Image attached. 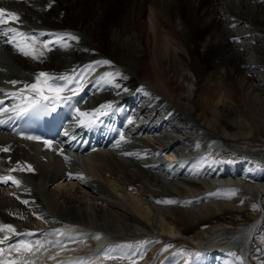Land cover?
I'll return each mask as SVG.
<instances>
[{
    "label": "bare ground",
    "instance_id": "1",
    "mask_svg": "<svg viewBox=\"0 0 264 264\" xmlns=\"http://www.w3.org/2000/svg\"><path fill=\"white\" fill-rule=\"evenodd\" d=\"M125 1V6L117 8L119 0H0V7L16 12L20 16V22L16 24L10 22L7 27L17 28L23 33L33 31L34 35L28 36L37 37L35 47L38 51L43 49L44 54L39 58L26 57L18 50L17 41H12V36H3L1 43L6 48L7 55L22 67L31 69L36 74L47 73L54 78L63 75L55 71H66L77 66L81 60H89L99 54L106 55L115 64H119L120 66L108 69L109 71L105 73H119L124 79L115 80L112 78L113 75H97L99 77H95L98 80L93 77L91 87L95 90V94L104 97L103 99L110 98L118 101L119 107L123 106L125 110H129L128 115L139 111L141 113L139 117L142 120L145 117L149 120V123L128 121V125L124 128L137 129L141 132L139 138L143 139L142 142L147 141L145 146L140 145V150L126 149L125 152H131L137 156L136 163L140 166L141 172L144 171L154 181L156 175L152 172H156L166 182H170L173 188L165 189L163 186L161 189H156L146 186L141 189L137 187L138 178L136 177L140 174L136 177L129 176L127 166L122 162L118 163L121 169L115 168V165L108 168L105 172H108L106 182L101 183L78 169L80 166L77 165V158L85 157L84 165L92 170L115 161L114 157L105 152L96 157L93 156L97 152L79 155L73 161L65 160V150L62 147H59L62 152L59 154L56 149H44L40 142L13 138L7 133H0L3 135L0 143L9 145L13 149V152L0 151V224L5 222L11 225L12 223L16 232L36 230L40 234V238L34 243H25L31 246L30 252L16 251L18 257L30 255L34 260L33 264H40L42 259L43 264H49L51 261H53L52 264L63 262L98 264L96 261L101 257L99 252L100 256L97 258L99 247L103 248L105 254H114L109 257L111 261L114 262L117 259L116 256L122 255L125 258L124 262L128 264L134 255L132 250L135 249V247L130 249V245L136 241L139 244L147 237L153 238L155 236L153 233L157 229L170 238L186 236L179 228L178 220L168 215L172 204L163 202L177 201L185 195L184 188L178 187L177 182L161 172L167 167L165 158L170 161L171 166L176 167V173L172 175L175 178L183 174L200 177L201 180L198 178L191 181L198 187L196 196L202 195L204 193L202 189L210 187L212 183L216 186L235 185L254 196L259 206L262 203L261 210L250 221L240 224L220 221L206 228L205 234L208 238L196 239L202 251V256L196 264H232L230 257L233 252H237L242 257L240 264H255L251 259L255 250L253 239L258 229L264 226V149L256 153L258 154L256 158L260 157L263 164L256 168L251 165L254 163L252 160L248 161V164L246 162V164H240L239 161L225 158L219 159L216 164L208 162L202 164L197 161L198 153H204L202 150L198 152L200 144L208 138L217 137L225 141L229 137L237 138L240 134L256 137V134L262 128L264 129V108L260 106V104L264 105V83L257 84V87L254 84L246 86L247 88L236 84L241 78H250V74L247 75L249 71L244 72L245 66L250 69L254 67L250 72L255 73L256 65L244 59L247 53L232 49L228 43L230 40L227 41L225 38L227 34L224 33L225 27L229 24L232 26L227 28L234 29L242 23H251L249 24L251 31L254 25L257 30L259 29V35L260 29L264 31V3L261 4L260 0V4L252 3L251 5L249 0H239L238 6L236 5L238 0ZM202 3H211L212 6H207V10L211 13L203 11L205 7L200 8ZM49 4L56 8L55 12L47 10L51 8ZM114 9H118V17H109L110 21L107 22L108 13ZM197 26H201L200 31ZM239 30H242L243 34L250 35L248 29V31ZM195 32L198 33V37L192 36ZM227 32L231 34L230 30ZM65 34L78 36L79 39L70 40ZM43 36H46V39L41 41ZM60 36H64L68 47H63L62 43L57 41V37ZM254 37L251 41L255 39ZM248 38L250 40V36ZM255 40V43L261 42V44L253 45L251 41L247 43L243 40L238 49L241 46L246 49L248 46L250 48L248 52L253 50L251 52L253 55L264 53V36ZM44 44L48 47L45 48ZM198 44L203 46L202 55L209 57L210 65L215 68L219 66L218 69H222V72L218 73V79L212 82L205 76L206 79L201 82L198 69L195 68ZM176 59H179L177 61L179 63H177V69L175 68V71L171 73L174 75L172 76L168 72L170 69L174 70V65L171 63ZM144 67L148 71H146L147 74L142 71ZM190 72L192 77L191 75L189 77ZM127 76L131 78L126 80ZM13 77L21 78V76ZM176 77L180 79L179 85H186L189 97L187 102H180L181 104L178 103V105L175 101L180 99L176 98L170 86L171 79L174 80ZM139 81L149 87L136 88ZM221 81L227 85L225 86L222 82L224 86L219 89L217 86ZM250 87L251 90L248 89ZM202 90L210 92L209 95L212 97L215 95L216 100L208 101L210 96ZM219 90L222 91L219 92ZM225 96L230 101L239 102L244 108L243 110L239 107V114L233 115L234 118L228 120L229 123L238 127L233 132L219 123L223 111L220 106L227 105L224 101L222 103V97ZM258 96H261V101H258ZM88 105L91 106L90 103ZM208 111L212 113L211 116L208 115ZM152 113H156L160 118H152ZM147 127H150V130ZM162 135L165 136L161 138ZM217 148L220 149L218 146ZM0 149L3 148L0 147ZM186 156L191 159V162L188 163L186 159H183ZM65 161L73 164L70 173L67 172L66 167L61 168L62 165L65 166ZM50 162L54 163L55 169L49 170ZM27 165H31L33 170H27ZM37 170L45 171L39 173L43 177L41 189L28 181L26 183L22 177L28 172L30 176L38 175ZM119 171H122V175ZM245 175L250 178L248 179ZM8 176L14 177L20 183L16 184L13 180L5 181L3 178ZM66 179L73 181L70 182L72 185L70 188L62 186V182ZM238 205L237 198L215 199L200 207H189L185 213L190 218L196 219L199 216L220 214L225 206L237 208ZM55 230L57 233L65 230V234L62 237L55 234L53 238L64 240V237H69L71 240L56 247L48 244L46 234ZM101 233L105 236L96 244L94 235ZM6 235L11 236L13 233L6 230L0 231V239H4ZM16 244L20 243H13L11 246ZM11 246L6 248L7 253H10ZM62 248H65L64 251ZM130 250L132 252H129ZM7 258H12V255ZM133 264H147V262L140 261Z\"/></svg>",
    "mask_w": 264,
    "mask_h": 264
},
{
    "label": "rangeland",
    "instance_id": "2",
    "mask_svg": "<svg viewBox=\"0 0 264 264\" xmlns=\"http://www.w3.org/2000/svg\"><path fill=\"white\" fill-rule=\"evenodd\" d=\"M250 1H253V0H249V3L251 5L264 3L263 0H261V2H260V0H257V1L254 0V2H250ZM125 2H126L125 0L123 2H121V0H119V2L116 5L117 8L118 7L122 8V5L125 6V4H124ZM239 4L240 3L238 0L236 5L239 6ZM49 5H51V4H49ZM199 6L200 5H198V7ZM207 6H212V5H211V3H208V4L202 3L200 8L204 9L203 7H205L206 9H204L203 11H207V12L211 13L210 10L209 11L207 10ZM200 8H199V10H200ZM47 10L55 12L56 8H54L51 5V8H47ZM117 10L118 9H114L110 13H108L107 18H106L107 22H109L110 18L113 16L118 17ZM230 19L233 20L232 18H230ZM178 20H180V19L178 18ZM227 20H228V18H227ZM231 20H230V22H231ZM244 24L245 23H242L241 26H238L239 28L236 27L238 29H236V28L233 29V27L231 29L230 28L228 29L227 27L232 26L231 24H229V26L225 27V29H224L225 35L227 34L225 36V38L227 39V41L230 40L228 43H230L232 49H234V50L237 49V51H239V52L242 51V52L247 53L245 55L246 58H244V59H248L247 61L256 65V67H255L256 72L255 73L250 72V70H252V68H254V67H252L250 69L249 67L245 66L246 68L244 67V69H246V71H244V72L247 73L249 71L247 73V75H249V74L251 75L252 73L253 74L251 76L249 75V77H250L249 79L241 78V80L240 79L237 80L238 82H236V84L238 86H243L244 88H247L253 84L257 87V84L264 83V70H263L264 69V53H257L258 55L257 54L253 55V53H251V52H253V50L252 51L249 50V52L251 53V54H249L248 49H250V48L248 46L246 49L244 46H241L239 48L240 50L238 49V47H239V44L241 42H243V40H245L247 43H250L251 38H253L256 35L257 36L260 35V36L254 37L255 39H259V38H261V36L263 37L264 31H261V29H260V31H259L260 33L258 35L259 29L257 30V28L254 27L253 24H252L253 26L251 25L253 27V31H254V29H256L257 31L256 30L254 32L251 31L252 29L249 25L251 23H246L247 25L246 24L244 25ZM226 28H227V30H226ZM197 29H198V31H200L201 26H197ZM239 29H244L246 31L249 30L250 35H249V33L243 34L242 30L240 31ZM229 30H230L231 34L229 32H227ZM237 30H239L240 32ZM233 32H235L236 35ZM239 35H240V37H239ZM241 35H243V37ZM248 35L250 36V40L248 38L249 37ZM192 36L198 37V33L195 32V34L193 33ZM229 37H231V38H229ZM244 37H246V38H244ZM236 38L239 41L241 39L242 40L240 42H238L236 40ZM238 38H240V39H238ZM255 39H252V41H251V43H253V45L256 42ZM235 40H236V43H235ZM191 41L193 42V40H191ZM232 41H233V43H232ZM255 44H261V42L255 43ZM196 48H197V51H196L195 55L197 56L196 60L198 61V63H196L197 61L195 62V68L198 69V75H199L200 81L204 82V80L206 78H209V81L211 80V82L216 78L218 79V73L222 72V69L221 68L218 69L219 66H217V68H215L214 66L210 65L209 57L202 55V52L204 51L203 46H199V44H198V47H196ZM263 50H264V48H263ZM247 55L249 57H247ZM26 57L31 59V56H26ZM105 60L110 61L111 63H109V64L100 63L98 65L95 64V62H98V61L102 62ZM177 61H179V59H176L175 61L172 60L171 64L174 65V70L170 69V71L168 72L172 76H174V75L171 73H173V71H175V68L177 69V67H176V66H178L177 63H179ZM88 65H95V67L93 69L89 70L86 67ZM117 66H120V65L117 63L115 64V62H113L111 59H109L106 55L99 54L98 56L90 58L89 60L88 59L87 60H85V59L81 60L77 66L75 65L74 67L67 69L66 71L59 70V71H55V72L58 74L68 75L70 73L75 74L78 72H86L87 71L89 74L96 75V77H99L97 75L105 74V72L109 71L108 70L109 68L114 69ZM144 68L142 70L143 73H145L147 71L146 68L145 69ZM187 68H188V66H187ZM189 70L190 69H188V71ZM261 71L263 73H260ZM147 72L145 74H147ZM19 73H21V75ZM190 73L191 74H189V77H190V75L192 77V72H190ZM37 75L38 74L33 72V70L28 69V68H24L19 63L14 61V59H11V57L9 55H7V53L5 52V49L0 47V81L1 82L5 81V80L12 81L13 79H16L13 76H21L20 79H32L33 77L36 78ZM84 75H86V73ZM112 75H113L112 78H114L115 80H119L120 78H123V76H121V75H116V74H112ZM175 75H176V72H175ZM9 76H11L10 78H12V79L8 78ZM204 76L206 78H204ZM201 77H203V78L201 79ZM211 77H212V79H211ZM52 78H54V77H52ZM130 78H131L130 76H127L126 80H128ZM256 78H258V79H256ZM176 79H177V77H176ZM176 79L175 78H174V80H173V78L171 79L170 86H171V90L173 91L174 95L177 96L176 98L179 97L178 99H180V101H175V104L178 105V103L181 104L180 102H184V101L187 102L189 97L187 95L188 90H186L187 89L186 85L185 84L179 85L180 79L179 80L177 79V81H176ZM96 80H98V79L96 78ZM222 82L224 83L225 86L227 85L224 81H221V82H219V84L217 86L219 89H220V87L224 86ZM145 85L146 84L139 81L137 88L149 87L148 85H146V86ZM54 87H62L63 88V86H54ZM184 87H186V88H184ZM248 89L251 90V87ZM222 90H223V88H222ZM222 90H219V92ZM203 91H204V93L206 92L208 94V96H210L209 97L210 100H208V101L214 102L216 100L215 95L213 96L214 97L213 98L212 95H209L210 92L208 93L206 90H202V92ZM216 92H218V90ZM95 93L96 92L93 93L94 96H92V98L90 99L91 100L90 103L99 99L100 95L99 94L96 95ZM96 97H98V98H96ZM260 97L258 96V98H257L258 101H261ZM254 99H256V98H254ZM225 100H227V101H225ZM223 101L226 102L227 105H226V107H224L223 105L220 106V108L223 111L221 112L222 114L220 116V119H219L220 122L219 123L221 125H224V127L229 128L230 132L236 131L238 129V127L236 125L229 123L228 120L234 118L233 115L239 114V112H238L239 107L242 108L243 110H244V108H243L242 104L240 105L239 102H237V101L236 102L238 104L236 102L230 101V100H228V98H226V96L224 98L222 97V103H223ZM111 104L116 105L114 100L109 98L108 100H106V99L101 100L100 104L98 103L95 106H98V105L109 106ZM260 106L264 108L263 104H260ZM90 107H93V106H90ZM86 109H89V108H86ZM208 115L211 116L212 113L210 111H208ZM219 123H218V125H219ZM203 129H206V128L203 127ZM209 129H212V128L209 127ZM209 131L211 132V130H209ZM258 133L256 134V137L247 136V135L242 136V134H240L237 136V138H230L229 137L228 139H225V141H224V139L223 140L218 139L217 137L216 138L215 137L208 138L205 142L200 144L201 146L199 147L198 152H201L200 150H202L204 152L210 151V152H215L217 154L220 153V154H222V156L225 159H228V156H232L234 158H237V156L238 157L242 156V157H244L245 160H247V161H245L247 164L249 163L248 161L251 162V160H257V162H260L259 165L263 166L262 159L260 157L257 159L256 157H258V154H256V153L262 152V149H264V129L262 128ZM212 134H214V133H212ZM122 136H123V139L121 138ZM122 136L119 138L118 142L116 143L117 148H115V146H114V148H113V146L102 148V149H100L99 152L96 151L98 155L96 154V152H92V153L96 154L93 157L99 156L105 152V153L111 155L112 157H114L115 161L113 160L112 162H110L109 165H107L105 163V165L103 167H96L95 169L91 170L90 168H86V166L84 165L85 157L79 156L77 154L76 156H79L78 159L81 162V164L79 165L80 168H78V169L81 171H84V173H88L91 178H95V179L101 181V183H105L106 178L108 176V172L105 173L106 170L108 168L114 166V165H115L114 166L115 168L121 169V167L118 165V163L122 162L127 166L126 168L128 169L129 176L136 177L137 174H140V176L137 175V177H136V178H138L137 187H139L141 189L146 188V186H147V188L153 187L156 189L157 188L161 189L163 186L165 189L173 188L170 186L171 185V184H169L170 182H168V181L166 182V180L161 178V176L156 172H152L153 174L156 175L155 181L152 180L151 177L149 178V176L144 171L141 172L140 166L136 163L137 156H134L131 152L128 153L127 155L125 154L126 149H130L133 151H135L137 149L140 150L139 149L140 145L145 146L146 145L145 141H147V140L142 142L143 139H141V137L139 138V136H134L131 134H124ZM164 136L165 135H162L161 138H163ZM2 137H3V135L0 134V138H2ZM120 144H121V146H120ZM144 146H143V148H144ZM217 146L220 149H218ZM222 147H224V148H222ZM121 149H122V151H120ZM117 150H119V151H117ZM234 154H235V156H234ZM226 155H228V156H226ZM93 161H94V159H93ZM245 162H238V163L246 164ZM179 165L181 166L182 163ZM54 167H55L54 163L50 162V165L48 168H51V169H49V170L55 169ZM64 167H66L67 172L70 173L71 170L73 169V164L71 162L65 161V166L62 165L61 168L63 169ZM164 167H166V166H164ZM253 171H254V169H253ZM255 171H258V170H255ZM41 172H45V171H41ZM41 172L36 173L38 175H35V174L33 176H30L28 174L26 175V177H27L26 180L29 183L36 185V187L39 189H41L43 186V184H42L43 177L39 174ZM119 174L122 175V171H119ZM54 175L58 176V174H54ZM61 175H63V174H61ZM245 176L248 179L250 178L248 175H245ZM245 176H243V177H245ZM190 178H192V179H190ZM198 178L200 179L199 176L183 174V175L178 176L177 178L171 179L172 181H175L179 184L178 187L181 186L182 188H184V191H185L184 194L185 195L183 196V198L180 197L179 200H177V201L175 200L174 203H171L172 206H171V209L168 211V215L171 216L173 219L175 218L176 220H178L177 221L178 226H179V228L182 229V231L186 234V236L177 237V238H170V237L162 234L159 231V229H157V231H155L153 233V234H155V236L153 238L147 237L144 240H141L139 242V244H137L138 241H136V242H134V244L130 245L131 247L128 246V247H130V249H133L132 247H135V249L132 250V251H134L133 252L134 255L132 254L133 256L131 257V260L128 261V264H133V262H140V261L141 262H147V264H161L163 261H165V263H162V264H196V262L202 256V251L200 250L201 247H200V245L197 244L196 239L204 240V239L208 238V235L205 234L206 228H208L210 225H213L216 222H220V221L231 222L233 224H240L242 222L250 221L258 214V212L262 208V205H261L262 203H260V200H259V203H260V206H259L257 199H255V197L252 196L248 191H246L245 189H243L242 187H239V186H216V185H213V183H212L210 187H206V188L202 189V191L204 192V190L209 188V191L211 190L210 192L209 191L206 193L204 192V193H202V195L196 196L197 195L196 193H198L197 192L198 187H196L194 185V183L191 181L193 179H198ZM159 179H160V181H159ZM70 182L72 183L73 181L70 179H66L65 181L62 182V186L65 188H70L72 186ZM67 183H69V184H67ZM65 185H67V186H65ZM213 186H215V187H213ZM227 198H237V203L239 204L238 207L236 208V207H226L225 206L222 209L223 212L220 214H212V215H206V216H202V217L199 216V218H196V219H195V217L190 218V216H188L185 213L189 207H194V206L200 207V205H202L206 202H210V201H213L215 199H221L222 200V199H227ZM263 199H264V197H263ZM156 224H157V222H156ZM11 225H12V223H11ZM253 244H254L255 250L251 256V259L253 260V262H255V264H264V226L262 228L258 229V231L256 232L254 239H253ZM123 247H126V245H123ZM132 251L130 250L129 252H132ZM100 253L99 252L97 253L98 254L97 258H98V256L101 255V257H99L96 261V263H98V264H103L104 262H105L104 264H106V263L108 264L110 262L111 263H117V264H124L125 263L124 262L125 258L122 255L119 257L116 256L117 259L113 262L109 259V257L114 256V254L108 255V254L103 253V251H101ZM102 254H103V256H102ZM231 255L232 256L230 258L232 260V264H240L241 263L240 261H242V257L240 256V254H238L237 252H233ZM102 259H104V260L106 259L107 261L106 260L102 261ZM162 259H163V261H162ZM98 260H100V261H98ZM101 262H103V263H101ZM125 264H127V263H125Z\"/></svg>",
    "mask_w": 264,
    "mask_h": 264
},
{
    "label": "snow or ice",
    "instance_id": "3",
    "mask_svg": "<svg viewBox=\"0 0 264 264\" xmlns=\"http://www.w3.org/2000/svg\"><path fill=\"white\" fill-rule=\"evenodd\" d=\"M10 22H20V16L18 13L13 12V11H9L3 7H0V26H7L10 24ZM7 33H12V41H17V48L18 50H20L24 55L26 56H32L33 58H39V56H43V51H38L37 48L35 47L36 45V41L37 38L35 36H31L29 37L26 33L20 32L17 28L14 27H8L7 28ZM65 36H67L68 39L70 40H78L79 37L75 36V35H71V34H65ZM31 41V42H29ZM57 41L62 43L63 47H68V44L65 42L64 40V36H60L57 37ZM44 47L47 48L48 45L44 44ZM100 63H104V64H109L111 63L110 61H98L95 62V64H100ZM87 69L91 70L95 67V65H88L86 66ZM106 76H111V73H105ZM116 75H120L119 73H116ZM52 79V77L49 76V74L41 72L36 76V82L30 85H25L24 87L26 89H31L34 93L35 96L29 101V107L32 109H43V110H47L49 108L50 105H54L57 101H60L61 99H63L60 96V93L62 91H64V88L62 87H54L53 85L49 84L47 81ZM61 80L64 79H70V78H66V77H60ZM11 83L15 84L17 83V81H12ZM107 107H111L110 105ZM25 111L27 109H24ZM86 115V114H85ZM81 123H83V121H81ZM29 139H39L37 137H28ZM123 139V136L121 137ZM45 145L49 148H51V142L50 141H44ZM0 151H9L8 148H3L0 149ZM126 155L128 153H125ZM16 170V169H13ZM20 170H24V169H20ZM27 170L31 171L32 166L31 165H27ZM71 176V174H69ZM78 178H82V177H78ZM5 179V181L7 180H13L14 183L19 184L20 181L15 180L14 177L8 176ZM164 203H174L175 201H163ZM25 203H27V201H25ZM7 231L9 233H13L15 234L16 229L13 227V225L10 224H0V231ZM10 237L9 236H5L4 240H0V243H4L5 241H7ZM12 249H15V251L17 252H30L31 251V246L25 243H20V244H16L11 246V248L9 249V252L12 251ZM3 249H0V256L3 255ZM0 264H19L18 260H0ZM25 264H27V262H25Z\"/></svg>",
    "mask_w": 264,
    "mask_h": 264
}]
</instances>
